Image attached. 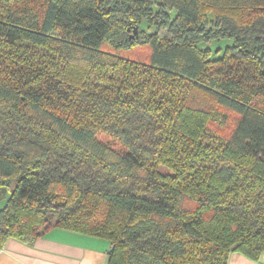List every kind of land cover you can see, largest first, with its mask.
Here are the masks:
<instances>
[{
    "label": "trees",
    "instance_id": "trees-1",
    "mask_svg": "<svg viewBox=\"0 0 264 264\" xmlns=\"http://www.w3.org/2000/svg\"><path fill=\"white\" fill-rule=\"evenodd\" d=\"M1 201L0 247L62 228L109 264L258 260L264 0H0Z\"/></svg>",
    "mask_w": 264,
    "mask_h": 264
},
{
    "label": "crops",
    "instance_id": "crops-1",
    "mask_svg": "<svg viewBox=\"0 0 264 264\" xmlns=\"http://www.w3.org/2000/svg\"><path fill=\"white\" fill-rule=\"evenodd\" d=\"M110 247L105 238L51 228L32 244L7 239L0 247V264H109ZM226 264H264V255L252 260L232 251Z\"/></svg>",
    "mask_w": 264,
    "mask_h": 264
},
{
    "label": "rangeland",
    "instance_id": "rangeland-1",
    "mask_svg": "<svg viewBox=\"0 0 264 264\" xmlns=\"http://www.w3.org/2000/svg\"><path fill=\"white\" fill-rule=\"evenodd\" d=\"M139 51L141 52L142 50L140 49ZM145 54H146V53L143 52L141 56L143 57V56H145ZM98 138L101 139L102 141L109 142V143H110L113 147H115V148H119V146H118L116 143H114V142L111 140V138L105 136L104 134L99 135ZM159 170L162 171V172H167V171H168L165 167H162V166L159 167ZM3 204H4V201H1V202H0V208L2 207Z\"/></svg>",
    "mask_w": 264,
    "mask_h": 264
},
{
    "label": "water",
    "instance_id": "water-1",
    "mask_svg": "<svg viewBox=\"0 0 264 264\" xmlns=\"http://www.w3.org/2000/svg\"><path fill=\"white\" fill-rule=\"evenodd\" d=\"M135 33H136V29H135ZM112 246L110 247V250H111Z\"/></svg>",
    "mask_w": 264,
    "mask_h": 264
}]
</instances>
